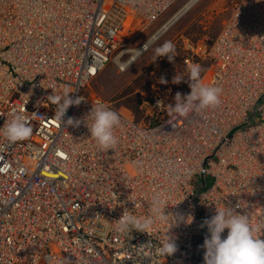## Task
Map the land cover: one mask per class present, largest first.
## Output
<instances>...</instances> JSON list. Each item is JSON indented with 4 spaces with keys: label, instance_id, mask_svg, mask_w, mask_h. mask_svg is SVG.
<instances>
[{
    "label": "built area",
    "instance_id": "1",
    "mask_svg": "<svg viewBox=\"0 0 264 264\" xmlns=\"http://www.w3.org/2000/svg\"><path fill=\"white\" fill-rule=\"evenodd\" d=\"M176 1L0 0V129L13 110L33 128L29 139L16 143L0 132V264H204L202 245L210 234L201 225L216 207L240 204L237 211L247 212L253 226L260 224L264 183L238 180L235 165L226 159L233 155L243 164L246 151L234 144L251 146L264 126V0H237L212 45L187 36L181 40L189 67L196 59L210 62L202 81L222 88L218 107L180 117L168 107L169 96L160 94L154 101L157 113L144 122L121 100L88 91L122 39L146 29ZM53 4L58 9L52 10ZM71 9L80 20L59 13ZM54 37L63 40L66 52ZM38 47L44 51L32 59L30 52ZM59 56L67 57L49 64ZM57 68L62 75L53 74ZM54 92L84 98L68 109L65 120L83 121L96 104L116 111L121 124L115 149L99 148L84 123L66 128L56 121V105L46 99ZM147 100L143 96L141 102ZM80 148L84 153L76 155ZM107 187L111 194L99 200ZM157 193L168 211L191 215L193 222L174 225L170 217L169 223L156 221L148 233L120 231L117 221L125 208L146 218ZM38 206L45 214L37 218ZM117 232L133 247L143 246V255L131 257L129 251L117 258L124 248L115 240ZM167 234L178 251L153 261ZM257 235L264 238V228ZM101 238L103 258L91 253V242ZM78 248L87 261L79 258Z\"/></svg>",
    "mask_w": 264,
    "mask_h": 264
},
{
    "label": "clouds",
    "instance_id": "2",
    "mask_svg": "<svg viewBox=\"0 0 264 264\" xmlns=\"http://www.w3.org/2000/svg\"><path fill=\"white\" fill-rule=\"evenodd\" d=\"M157 39L153 36L147 39V42L140 49H135L129 60L120 64L122 71L126 70L135 62L137 58L143 55L150 45ZM175 45L171 41H166L163 45L155 49L157 58L167 57L169 62H173ZM128 50L123 51L122 55H127ZM202 68L198 64H193L189 68L187 82L191 89L190 94L182 95L177 93L174 103L169 107L180 117L187 116L191 111H201L208 108H216L221 104L222 88L216 85H205L201 77ZM173 84L185 82V78L176 74L172 81ZM161 84H167L168 80L160 78ZM70 92L62 95H49L46 99L50 104L56 105L54 119L60 122L64 127H79L84 123L99 148L102 150H112L118 144V138L115 130L121 124L120 115L103 104L93 105L91 112L83 121L69 117L65 120L68 109L72 106H79L84 100L83 97L73 98ZM160 101L157 102V106ZM11 120H6L0 132L9 143H16L29 139L33 134V128L29 125L27 118L13 110ZM36 115V114H34ZM89 121L91 123H89ZM240 204L236 207L227 206L225 210L216 207V214L210 219H205L201 227H206L210 235L205 236L204 264H264V238L259 237L257 233L264 228V220L258 226H253L252 217L246 212L241 214L237 211ZM152 215L141 219L133 215L131 211L125 208L122 217L117 221L119 230L122 232L138 231L148 233L156 221L161 223H180L191 224L193 217H185L179 213L173 214L168 211L165 201L160 194H154L150 205ZM228 230L226 238H222L225 230ZM178 251L174 239L167 234L160 245L157 246V255L160 257L173 256Z\"/></svg>",
    "mask_w": 264,
    "mask_h": 264
},
{
    "label": "rangeland",
    "instance_id": "3",
    "mask_svg": "<svg viewBox=\"0 0 264 264\" xmlns=\"http://www.w3.org/2000/svg\"><path fill=\"white\" fill-rule=\"evenodd\" d=\"M185 1L187 0H177L169 10L157 21L150 24L147 29L140 32L128 33L120 42L121 48L116 49L113 61L111 60L104 71L92 81L90 87H88V91L107 100H121L123 104L133 110L140 120L144 122L152 120L151 113H157L154 101L158 95L164 94L167 97L169 96L170 99L167 102L172 104L178 92L182 95L189 94L191 89L187 82V77L190 67L183 61L182 56L183 53L185 54V51L179 49V40L187 36L192 37L198 44L212 45L222 32L224 24L232 15L237 0L200 1L185 16L174 23L170 30L161 35L162 37L148 48V52L146 51L132 63L133 65L131 64L132 66L126 72L119 70L117 61L115 60L118 54L120 55L123 53V50L127 49L128 54L122 55L123 57L121 56L120 59L122 62L128 61L133 54L130 51L136 48L140 49L147 42V39H150L154 33L169 21L171 16L173 17L176 14L175 12L179 10L180 6L182 7ZM166 41H171L175 45L176 51L173 54V62H169L167 57L157 58L155 56V49ZM176 42L178 43L176 44ZM192 64L201 66V77L204 76L210 66L209 61H199L198 59ZM176 74L183 76L185 82L173 84L171 81ZM161 77L166 78L168 83L161 84ZM143 96H148L146 104L141 102ZM164 111L168 110L164 109ZM163 113L161 112V115Z\"/></svg>",
    "mask_w": 264,
    "mask_h": 264
},
{
    "label": "bare ground",
    "instance_id": "4",
    "mask_svg": "<svg viewBox=\"0 0 264 264\" xmlns=\"http://www.w3.org/2000/svg\"><path fill=\"white\" fill-rule=\"evenodd\" d=\"M48 1H52V2H54V0H48ZM200 1H202V0H187V1H185V3L182 5V7L180 6V8H179V10H177V12H175L176 14L175 15H173V17L171 16V18L169 19V21H167L166 23H165V25L160 29V30H158L156 33H154L152 36H151V38L153 37V36H156L157 37V39L155 40V41H157L160 37H162L161 35H163L165 32H167L168 30H170L171 29V27H172V25L174 24V23H176L180 18H182L183 16H185L190 10H192ZM51 9L52 10H56V9H58V7H56V5H54L53 4V6L51 7ZM30 11H32V9H30ZM59 13L64 17V18H66V16L65 15H63V14H71V17H72V19L75 21V20H80V18H79V15L77 14V13H75V11H74V9H71V10H59ZM67 19V18H66ZM161 24V23H160ZM74 25V24H73ZM147 29V28H146ZM223 33V30H222V32L220 33V35ZM220 35H218V36H220ZM127 36V35H126ZM125 36V37H126ZM150 38V39H151ZM183 38H185V37H183ZM216 39H218V37L216 38ZM185 40H186V38H185ZM54 41L59 45V47L61 48V50H64L65 49V51L64 52H66L67 51V48H65V44H64V42H63V40H62V44H61V42H60V39L58 38V37H54ZM155 41L151 44V45H153L154 43H155ZM207 42V41H206ZM146 43V42H145ZM178 42H176V44H177ZM150 45V46H151ZM183 41H181V40H179V49H181V50H183ZM124 46V45H123ZM143 47V46H142ZM141 47V48H142ZM121 47H120V45L118 46V49H120ZM135 49V48H134ZM127 50V49H126ZM44 51V49H42L41 47H38V48H36V50L35 51H31L30 52V57L32 58V59H34L36 56H39L40 54H41V52H43ZM124 51V50H123ZM122 51V52H123ZM134 51L135 50H132V51H130V52H132V53H134ZM148 52V51H147ZM62 53V52H61ZM61 53H60V55H61ZM131 54V53H130ZM48 55V54H47ZM70 56H73V53L72 54H70ZM115 56V55H114ZM121 56H122V53L119 55H117L116 56V58H115V60L117 61L116 63H117V66H118V68H119V70L121 71V72H126L130 67H128L126 70H124V71H122L121 69H120V64L121 63H124V61L122 62L121 61ZM129 56V55H128ZM142 56V55H141ZM140 56V57H141ZM66 57L67 56H59V57H57L56 59H54V58H50L49 59V64L50 65H53V64H55L54 62H57L58 60H63V59H66ZM123 57V56H122ZM139 57V58H140ZM183 61H184V59L186 58V56H185V54L183 53ZM138 59V58H137ZM136 59V60H137ZM129 60V59H128ZM135 60V61H136ZM112 61H113V58H112ZM114 63H115V61H114ZM106 66H107V64H105L104 66H103V68L100 70V73H102L103 71H104V69L106 68ZM170 70V69H169ZM52 72H53V74H55L56 76H60V75H62V73H61V70H60V68H57V69H53L52 70ZM168 74V73H167ZM170 74V73H169ZM120 78V77H119ZM171 78V77H170ZM161 91V90H160ZM234 115H232L231 117L230 116H228V119L230 120L232 117H233ZM260 122H262V121H260ZM262 123H264V121L262 122ZM252 129L253 128H255L254 126H252L251 127ZM260 130H261V136H260V138H259V140L257 141V142H255V143H253L251 146H248L247 148H238V147H241V145L239 144V145H237V143H235L234 144V148H237V149H244L245 151H246V154L243 156V164L240 162V158L237 160V159H235L234 157H233V155H231L230 157H228L227 159H226V163H228V162H231V163H233L234 165H235V167H236V169H237V174H236V176H238L239 178H238V180H241V181H245V182H252V183H254L256 180H259V181H261V183H264V177H258V176H260L261 174H263L264 173V126H261L260 128H259ZM242 135H247L248 134V132H243V133H241ZM81 142V140H79L78 141V143H80ZM84 151L85 150H83L82 148H80V151H76L75 152V154L76 155H78V154H81V153H84ZM200 162H203V160H199ZM226 169H227V167H226ZM213 172V174L214 175H217V172L214 170V171H212ZM223 172V171H222ZM227 172H228V170H226V174H227ZM256 172V174H257V176H252V177H250L249 176V174H251V173H255ZM264 175V174H263ZM221 178L222 177H220L219 178V180H217L220 184L222 183V182H224V181H220L221 180ZM167 182H168V185H170V182L167 180ZM165 183V182H164ZM250 185H252V184H250ZM251 188V187H250ZM250 191H253V190H250ZM111 192H112V189L110 188V187H107V192H102V193H104V194H102V196L100 197V199L99 200H101V199H104V198H106L107 196H108V194H111ZM137 192H131L130 194L131 195H135ZM146 197V196H145ZM145 197H143V198H145ZM140 200H143V199H140ZM35 203V202H34ZM95 208H97V209H99L100 208V205H98V206H96ZM99 212H103V208L101 209L100 208V210H99ZM45 213L43 212V210H41V208L38 206V212H37V218L38 217H41V216H43ZM262 220H264V213H262V215H261V221ZM226 232H228V230L226 229ZM103 236V239H104V237H106V235L105 234H102ZM115 240H117L118 242H120L123 246H124V248H123V251H122V253L121 254H116V257L117 258H119V259H123L124 257H127V252H129V251H132V254H131V257H134V256H137V255H143V246H139V247H137V248H135V247H133V244H132V242L130 243V242H128L127 241V239H126V237L123 235V234H121L120 232H117L116 234H115ZM96 241H98V240H96ZM102 238L98 241L99 243H93V242H91V247H92V249H91V253L92 254H96V253H98L100 256H101V258H103V253L101 252V249H99V247H101V246H99L98 247V245H101V243H102ZM113 241V240H112ZM146 241H142L141 243H145ZM62 250H65V249H62ZM66 251V250H65ZM76 252H77V254H78V256H79V258L82 260V261H87L88 260V258L85 256V255H83V253L82 252H80V250H79V248L78 249H76ZM57 257L59 256L58 255V253H57V251H55V253H54ZM66 258H68V253L66 252ZM65 258V259H66ZM155 259H157V260H160V259H162V257H160L159 256V258H152V260L154 261Z\"/></svg>",
    "mask_w": 264,
    "mask_h": 264
}]
</instances>
